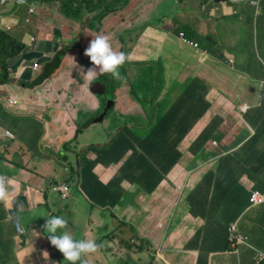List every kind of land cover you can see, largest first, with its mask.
<instances>
[{
  "label": "crops",
  "instance_id": "0c3cea01",
  "mask_svg": "<svg viewBox=\"0 0 264 264\" xmlns=\"http://www.w3.org/2000/svg\"><path fill=\"white\" fill-rule=\"evenodd\" d=\"M23 1L0 0V29L28 45V60L16 66L19 60L9 58L10 80L0 84V176L9 192L7 202H0L3 262L70 264L44 229L47 217L64 211L66 230L74 239L100 245L92 264H264V200H253L256 192L264 194V0H202L210 12L222 15L219 28L232 31L234 42L216 38V52L205 50L214 70L195 72L191 85H199L202 98L197 88L190 93L184 84L158 77L153 89L144 90L133 83L137 71L133 74L132 66L120 70V79L108 74L107 92L118 98L113 111L123 114L115 129L91 120L88 112L94 107H84L83 97L70 93L74 84L60 83V74L74 58L67 55L60 69L49 65L47 70L55 73L43 79L44 66L62 52V46L53 51L46 46L57 35L68 41L64 26L57 30L51 24L55 16L60 25L68 18L59 4ZM33 2L38 4L35 14L30 11ZM259 12L261 19L256 18ZM232 13L234 18L227 19ZM111 19L118 20V15L108 16L104 28ZM150 21L138 29L145 37L129 48L132 61L157 60L160 66L152 70L159 77L170 71L185 77L183 59L175 61L165 51L172 28L152 25V15ZM34 37L37 41L31 44ZM85 39L83 53L92 35ZM41 63L43 71H34ZM223 66L232 76L228 86ZM128 88L145 95L135 116V106H125ZM10 100L19 105H10ZM205 102L212 105L205 108ZM244 105L249 106L246 112ZM128 110L135 122L123 118ZM175 111H180L176 121L159 126ZM204 112L203 121L191 126L194 114ZM213 118L222 123L200 148L199 138ZM186 140L189 145H182ZM73 150L72 164L63 157ZM175 150L182 153L179 161ZM58 185L70 187L68 199L53 190ZM83 259L91 264L88 257Z\"/></svg>",
  "mask_w": 264,
  "mask_h": 264
},
{
  "label": "rangeland",
  "instance_id": "374dc122",
  "mask_svg": "<svg viewBox=\"0 0 264 264\" xmlns=\"http://www.w3.org/2000/svg\"><path fill=\"white\" fill-rule=\"evenodd\" d=\"M141 1L142 0L127 1V2H130V5L126 7L125 9L114 14V15H118V20H113V19L107 20L106 22H110L112 20L113 21L110 22L107 25V27H105L103 30L99 29L98 31L100 32L95 34L94 38L97 35H106L109 37L113 50L116 52H123V45L127 40L121 39L120 36H128L129 41L133 42V45L136 46L138 42L140 41V39L142 38L143 34L139 36L138 34L140 33V31L135 30L132 32V36H130L128 35L129 34L128 31L135 29V28L143 29L145 25L151 22L150 20H151V15H152V25L155 24L157 26L161 24V26H163L165 30H167L168 28H172L170 29L171 37H169L167 41V44L165 46L166 47L165 51L169 52V54L175 61L179 59H183V65L186 66L188 69L187 75L185 77H180L178 73L170 71L167 75H162L158 77V79H161L165 82L177 81L180 84H184L186 86L185 90L188 91V89L190 90L191 85L195 84L194 78H192L195 75V72H199L202 74V72H206L209 69L214 70V67L209 62V56L205 53V50L212 49L216 52V48L220 47L219 41L229 43L230 45L234 44L232 36H231L232 31L231 32L230 30L221 31L219 28L220 23L224 21L222 18V15H217V14L210 12V8L205 7L206 6L205 4L202 5V0H183L182 6L177 4V0H169V1L167 0H164V1L143 0V2ZM172 2L174 3L176 2V4L174 6L168 5L169 3H172ZM23 3L25 4L26 2L23 1ZM239 3H242L241 0L239 1ZM49 4L53 6L55 3L51 2ZM37 7H38V4L36 2H33L30 4V11L32 12L31 14L37 13L36 11ZM54 9L59 10L57 7H54ZM234 10L236 11V8H234ZM233 15L234 13H232L231 17L227 19H230V20L233 19L234 18ZM55 19L56 21H54V23L51 25L55 27L57 30H60L58 29L59 27L64 26L65 28L64 36L66 37V40L68 41L63 42V40L61 39L62 37L60 35L54 36L53 42L50 43L48 46H46V51H53L57 47L62 46V52H67L73 46V41H72L73 39L81 40V47L76 49L74 52H71L70 54H68L70 59L74 58V61H72V63L65 70L63 75L60 74L59 80L61 84H64V86L66 84H71V86L72 84H74L72 86V90L70 91V93L71 92L76 93L78 96L83 97L82 101H83L84 107L85 105L94 107L95 110L89 111L88 113L93 114V117L91 118V120L95 121L96 119L99 118V115H101L104 112L103 109L105 107V104L102 99L99 101L98 98L94 97L93 95L95 94V91H96L95 89H96V85L98 84V82H95L93 84H90V83L93 80H95L96 77L95 79L89 80L85 76V73L88 70L87 64L91 63V61L89 57L84 55L83 47L86 42L85 38L91 36L96 31H94L88 25L85 26L83 23H79L76 21L68 20V19H66V21L62 22L60 25L58 24L60 21H58V18L56 16H55ZM88 19L89 17L87 16L85 18V21H87ZM240 20L242 19L240 18ZM143 22H144L143 26L136 27V25L142 24ZM18 28H20L19 30L21 31V27H18ZM6 33L9 34L13 39L17 40L13 32L7 31ZM181 34H185V36L190 41L198 44L199 46L196 47L195 45L184 43L182 41ZM143 36L145 37V34ZM220 36H222V38H220ZM216 38L219 39V41L215 40ZM197 40L199 43L196 42ZM153 46H157L155 41H153ZM147 47H150V46H147ZM18 48L13 49L12 47L13 50L10 51V57H9V58H13L14 60L16 59L19 60L16 66L28 60V57H27L28 54H26L28 45L24 44ZM62 52H60L57 55V57H55L53 61L50 62L51 64L49 63L48 65L44 66L45 68L44 73L48 71L47 69L49 65L53 64L54 66H57L55 64H59V62H61L65 54ZM226 59L227 57H225V60ZM64 62L65 61H63L62 66L64 65ZM42 65L43 63H41V66L38 69V71L39 70L43 71V69H41ZM218 65H223V62H221L220 59L218 61ZM16 66L15 68H17ZM227 67L228 66H223V70H225V74H226V77H224V82L226 83V86H228L232 81V76ZM0 70H1L0 84H4L3 82H1V80H3V78L5 77L4 72H7V75H8L7 82L10 80V72L9 70L6 71L1 64H0ZM97 71H99L98 68H97ZM172 71H175V70H172ZM31 72L32 71H30V73ZM97 73L98 75H100L99 72ZM134 73L135 71L133 70V74ZM134 77H135V74L133 76V79H135ZM106 78L109 79L108 74H103L101 77V79H106ZM133 89L134 88H128L126 90L128 91V93H125L127 94V100H126L125 106L127 107L133 104L135 106L134 112L136 111L137 112L135 114H132V116H135L136 114L139 113V110L141 109V107H143L142 104L140 103L144 101L145 95L139 94V90L138 92H131V90ZM200 90L201 88L198 89V91ZM137 94H138V97H136ZM109 96H111L110 93L104 96L105 98H107V101L111 100V99L108 100ZM96 101H98V103H96ZM9 104H11V102H9ZM121 111H124V110H121ZM131 112L132 111L128 110L123 118L126 121L135 122L136 119L131 117ZM83 115H85V111L83 112ZM122 115L123 114L120 113L119 110L117 111L110 110L109 115L106 117L105 121H103L100 124L103 126H107L110 129L119 128V125L121 124L120 117ZM92 138L96 139L95 137H92ZM174 140L175 139H173L170 142L171 145L173 144ZM189 143H190V140H186L185 142H182V145L188 146ZM74 152L75 150H73V153ZM171 153H173V151ZM65 158H67V160L73 164L74 161L76 160V155L75 153L74 154L68 153L66 157L65 156L63 157V159ZM104 159L105 158H103V160ZM58 186L61 187L60 185ZM69 195H70V191H69ZM66 215H67L66 212L63 211V212L58 213L57 216H61L68 220V217H66ZM74 220H77V218H75Z\"/></svg>",
  "mask_w": 264,
  "mask_h": 264
},
{
  "label": "trees",
  "instance_id": "16d2710c",
  "mask_svg": "<svg viewBox=\"0 0 264 264\" xmlns=\"http://www.w3.org/2000/svg\"><path fill=\"white\" fill-rule=\"evenodd\" d=\"M48 3L54 2L55 4H59L60 5V12L63 13L68 19L72 20V21H76L79 23H83L85 26L88 25L89 27H91L94 31H96L94 34L99 33L100 31H98L99 29L104 28V21L105 19L112 15L115 14L123 9H125L126 7H128L130 5V2H127L129 0H46ZM78 4V6H77ZM89 17V19L87 21H85L86 17ZM261 17V13L259 12V14L256 16V18H260ZM261 19V18H260ZM150 22L147 24L149 25ZM139 31L138 29H132L130 31H128V35L132 36V32L133 31ZM142 30L140 31V33L138 34L139 36L142 34ZM92 39H94V35L92 34ZM91 39V40H92ZM121 39L127 40L125 42L126 44V49L123 48V52L127 55L130 56V59L120 68V70L122 71L124 68L128 67V66H132L134 69L136 70V74H135V80L133 81V83L136 84H142L143 89H153V86L155 84V79L157 77H159V73L156 75V72L152 70V68H157L159 65L158 61H154V63H149V61H146L145 63H141V62H133L132 60V56H131V52L132 50H129V48H131V44H133V42L129 41L128 36H121ZM259 40V38L257 39ZM21 45H24V43L19 42L15 39H13L9 34H7L5 31L0 29V64L4 67V69L6 71L9 70L8 68V58L10 57V51L13 49H17L18 47H20ZM262 46V42H258V47ZM13 47V49H12ZM81 47V40L80 39H73V46L67 51V52H62L65 53L61 62H59V64H55L57 66L60 67L62 66L63 63V59H65V57L70 54L71 52H74L76 49ZM19 49V48H18ZM130 64V65H129ZM137 64V65H135ZM89 65V63H88ZM136 66H141L140 68H137ZM55 72H50V71H46L44 73L43 79L46 80L48 78H50ZM5 77L3 78V80H1V82L5 83L7 82V72H4ZM159 81H162L161 79ZM202 86V85H200ZM196 88L200 89L199 85H196V87L192 86L190 88V93H196ZM189 91V89H188ZM189 93V94H190ZM204 93H202V91H199V97L202 98V95ZM189 103V102H188ZM190 104V103H189ZM191 105V104H190ZM196 107H198L197 104H193ZM207 105H212V103L209 102H205V108L207 107ZM192 106V105H191ZM193 107V106H192ZM196 110V109H195ZM202 110V107H201ZM208 111V110H207ZM180 111H175L169 118L167 119H162L159 122V126H161L162 124H165L167 122L168 126H170V124L173 121H176L177 118L179 117ZM207 114V113H206ZM205 112L202 115L199 114H194V120H191V126H194L197 121H203V118H205ZM207 126L208 128L205 130V134L202 136H200L199 138V142L200 144V148H202V145H205L204 143L207 142L210 138L213 137L215 130L218 128V126L221 125L222 120H217L216 118H213L209 121H207ZM186 121H184L181 125H185ZM206 124V123H204ZM209 124V125H208ZM124 137H129L132 138L133 140L135 139V135L130 134V133H125L123 135ZM160 140L162 138H164V134L159 136ZM174 158L179 161V159L182 158V153L180 150H175L174 151ZM176 161V162H177ZM2 256V255H1ZM2 264H8V263H4L3 260L1 261Z\"/></svg>",
  "mask_w": 264,
  "mask_h": 264
},
{
  "label": "clouds",
  "instance_id": "9594fccd",
  "mask_svg": "<svg viewBox=\"0 0 264 264\" xmlns=\"http://www.w3.org/2000/svg\"><path fill=\"white\" fill-rule=\"evenodd\" d=\"M23 3V0H20ZM37 39H31V44H34ZM84 55L90 58L91 63L88 65V70L85 76L92 80L96 77L97 72L100 74H110L112 79H120V68L130 59V56L124 52H116L110 43L109 37L106 35H97L89 43L85 49ZM97 68L99 71H97ZM39 65L34 66V71H38ZM70 80V78H69ZM10 105H19L18 100H10ZM245 106V105H244ZM248 106V105H247ZM249 108V106H248ZM248 111V109H247ZM246 112V111H244ZM9 138L14 139L13 135L8 133ZM9 192L7 189L6 178L0 176V202H7ZM68 221L61 216H51L46 218L44 229L48 232V239L52 246L59 250L65 261L70 264H88L83 259L88 254L95 253L100 245L94 240L80 239L76 240L66 230ZM47 252H44V257L47 258Z\"/></svg>",
  "mask_w": 264,
  "mask_h": 264
},
{
  "label": "water",
  "instance_id": "95a60500",
  "mask_svg": "<svg viewBox=\"0 0 264 264\" xmlns=\"http://www.w3.org/2000/svg\"><path fill=\"white\" fill-rule=\"evenodd\" d=\"M41 58V56L39 57V59ZM99 82H101V81H99ZM94 83V82H93ZM92 83V84H93ZM96 91H95V94H94V96H98V100L100 101V99H102V97H104L106 94H107V90H108V86L107 85H105V84H103L102 82L99 84H97L96 85V89H95ZM111 94V93H110ZM109 99H111V100H109ZM108 100L109 101H107V103H106V105H105V107H104V112L101 114V115H99V118L98 119H96L95 120V123H99V122H101V121H105V119H106V117L109 115V112H110V110H113L114 109V106L117 104V102H118V98H117V95H116V93H113V94H111V96H109L108 97ZM96 103H98V101H96ZM102 110V111H103ZM101 111V112H102ZM93 254V253H92ZM92 254H88V255H86V257H88L89 258V260H90V262H91V264H92V262H93V259H92Z\"/></svg>",
  "mask_w": 264,
  "mask_h": 264
},
{
  "label": "built area",
  "instance_id": "2783aa9c",
  "mask_svg": "<svg viewBox=\"0 0 264 264\" xmlns=\"http://www.w3.org/2000/svg\"><path fill=\"white\" fill-rule=\"evenodd\" d=\"M181 38H182V41H183L184 43L191 44V45H195L196 47L199 46L198 44H196V43L190 41V40L185 36V34H181ZM247 109H249L247 105H245V106L242 107V110H243V111H247ZM53 190H54L55 192H60V193L63 195L64 199H68V198H69V191H70V188H69L68 185H64V186H61V187H59V186H55ZM253 200L256 201V202H261V201H263V200H264V194H262V193H260V192H256V193L254 194ZM231 232H232V234H235V233L237 232V225H236V224L232 226V228H231ZM1 261H2V256H1V253H0V264H2Z\"/></svg>",
  "mask_w": 264,
  "mask_h": 264
},
{
  "label": "flooded vegetation",
  "instance_id": "af4514ba",
  "mask_svg": "<svg viewBox=\"0 0 264 264\" xmlns=\"http://www.w3.org/2000/svg\"><path fill=\"white\" fill-rule=\"evenodd\" d=\"M101 77H102V75L100 74V75H98V73H97V75H96V79L95 80H93L90 84H92L93 82L95 83V82H98L99 84L102 82L103 84H105V85H107L108 86V89H109V87H110V81H109V79H101ZM99 81H101V82H99ZM107 93H109V92H107ZM97 98H98V96H96ZM102 100L104 101V104L106 105V103H107V98H105V97H102Z\"/></svg>",
  "mask_w": 264,
  "mask_h": 264
}]
</instances>
